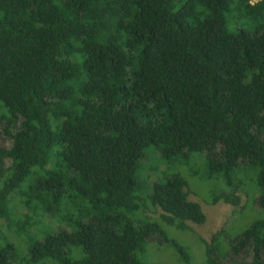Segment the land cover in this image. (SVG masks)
Returning a JSON list of instances; mask_svg holds the SVG:
<instances>
[{"label":"trees","instance_id":"trees-1","mask_svg":"<svg viewBox=\"0 0 264 264\" xmlns=\"http://www.w3.org/2000/svg\"><path fill=\"white\" fill-rule=\"evenodd\" d=\"M0 120L10 141L0 147V264H24L2 225L27 235L30 264H143L146 240L166 236L132 220L149 147L165 159L204 154L221 175L214 198L234 206L233 174L255 169L264 208V0H0ZM151 183L168 224L205 221L180 174ZM66 202L71 232L28 234L38 211ZM17 205L26 212L13 219ZM201 240L207 263L220 264L216 236ZM229 241L248 257L236 264H264V219Z\"/></svg>","mask_w":264,"mask_h":264},{"label":"rangeland","instance_id":"rangeland-1","mask_svg":"<svg viewBox=\"0 0 264 264\" xmlns=\"http://www.w3.org/2000/svg\"><path fill=\"white\" fill-rule=\"evenodd\" d=\"M3 127L4 122L0 120V147H7L10 141L5 135ZM176 173L180 174L186 181L185 189L188 199L197 202L206 217L201 224L186 221L189 225L186 229H179L164 221L160 216L162 210L152 206L147 198L153 184L151 182L164 180ZM210 173L206 167V157L202 153H191L187 160L182 158L165 159L156 148L145 149L144 156L135 172V177L141 181L139 185L142 190L138 192L139 208L132 214V220L135 224L144 220L156 222L164 230L166 236L163 238L155 234L146 240L142 250L137 253L143 264H208L205 245L201 238L210 243L214 235L216 236L215 247L217 249L212 250L211 256L217 258L218 263L236 264L248 259L243 249L235 253L231 252L232 242L229 240L237 237L254 221L264 219V208L257 204L260 189L256 182V170L241 167L239 172L233 174V177L239 179L240 184L239 189L235 191L240 202L235 206L224 202L218 196L214 198V195L221 191V175H210ZM18 199L15 196L10 200L11 208L15 207L14 202H17ZM17 206L19 208L13 212V219H19L17 217H22L26 212L22 205ZM154 208H156L155 211ZM28 213L33 214L32 211ZM74 214L67 202L65 209L57 211L54 215L38 211L33 219L28 220L31 225L27 232L31 234L33 231H38L37 239H41V236L47 232H71L70 220ZM1 233L6 236L3 241H8L14 245L20 261L24 264H30L26 261L24 254L30 241L27 235L15 232L11 227L7 228L5 225H2ZM174 243L185 247L189 253V261H185L184 255L181 258L178 256ZM79 250L72 247L70 255L79 258ZM218 250L225 255H221ZM34 264L56 263L51 259H44Z\"/></svg>","mask_w":264,"mask_h":264}]
</instances>
